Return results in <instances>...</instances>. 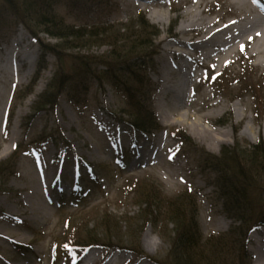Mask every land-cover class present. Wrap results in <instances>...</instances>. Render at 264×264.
I'll use <instances>...</instances> for the list:
<instances>
[{"label": "rangeland", "instance_id": "374dc122", "mask_svg": "<svg viewBox=\"0 0 264 264\" xmlns=\"http://www.w3.org/2000/svg\"><path fill=\"white\" fill-rule=\"evenodd\" d=\"M5 2L0 0L3 17L0 19L3 34L0 39V151L13 134L17 141L0 164L11 159L16 149L19 160L16 159V175L5 183L0 182L3 212L0 216V264H85L90 251L98 254L94 264H156L120 249L95 248L83 254L80 250L57 252V239L64 238L70 227L79 221L89 223V229H96L101 239L107 233L111 236L104 240L131 247L139 238L146 255L157 260L169 257L174 235L165 238L153 225L146 226L143 208L131 192L136 181L146 179L156 182L167 197L194 194L198 221L205 237L242 227L235 201H232L235 198H228L231 204H225L227 200L222 196L225 178L229 176L212 170L205 159L207 154L219 156L224 149L236 148L238 144L248 148L264 140V106L258 105L254 93L247 88L250 81L258 82L264 102V65L260 56L252 54L250 46H246L235 52L229 61L216 66L190 63L198 76L191 78L181 107V102L179 107L175 105L174 94L167 93L161 82L163 63L167 62L164 54L167 55L172 36L185 21L183 12L193 7L203 11V17L208 20L221 19L220 23L225 24L237 16L231 0H163L157 6H148L144 0H111L108 6L99 4V0H59L55 6L57 14L71 25L108 23L112 24L113 32L121 30V35L123 27L137 32L143 16L159 31L152 39L158 50L154 69L150 68L147 74L152 82L153 109L161 128L150 135L137 133L125 122L130 120L126 113L122 115L126 112L125 95L117 94L108 84L102 89L95 80H66L67 92L60 97L57 108L33 117L39 97L49 87L52 93L55 90L53 80L59 66L52 55L47 56L45 63L40 62L44 54L41 42L51 45L62 42L46 33L45 27L37 29L40 41L35 40ZM200 4V8L193 6ZM154 13L165 14L167 18L161 23L154 22L151 17ZM110 50L107 42L66 49L65 64L68 69L71 67L69 59L73 54L105 57ZM25 52L32 56L30 61L21 62ZM9 53L15 57L13 61ZM9 60L17 62L16 74H12ZM42 64L46 66L40 71ZM31 66V73L25 76ZM219 74L225 92L215 86L214 79ZM172 77L175 82L179 79L175 73ZM146 93L142 99L148 106L151 94L147 89ZM162 111L170 114L169 122L161 120ZM179 113L187 115V123L177 122ZM116 117H122L123 123ZM196 121L217 132L221 143L214 140L205 143L191 135L189 125ZM175 131H182L194 142L193 146L178 139ZM58 133L70 144L71 151L65 150L60 139L55 140L59 138ZM228 181V188L233 191V184ZM259 187L251 191V196L261 205L264 185L259 184ZM106 216L118 222L117 228L109 229V233L104 224L106 220L103 221ZM172 228L173 225H169V231ZM260 229L253 232H261ZM3 231L9 234L10 241L1 238ZM253 232L248 251L251 263L260 264L257 250L264 254L261 249L264 234L254 239ZM148 238L152 242H147ZM21 251L25 252L21 254Z\"/></svg>", "mask_w": 264, "mask_h": 264}, {"label": "trees", "instance_id": "16d2710c", "mask_svg": "<svg viewBox=\"0 0 264 264\" xmlns=\"http://www.w3.org/2000/svg\"><path fill=\"white\" fill-rule=\"evenodd\" d=\"M99 1V4L108 6L107 3H110L111 0ZM5 3L17 17L20 25H23L37 40L40 35L37 29L45 27L46 33L51 37L59 38L62 42V44L56 45L41 42L44 54L43 61L40 62L45 63L47 56L52 55L56 57L59 66L53 80L56 86L55 90L52 93L51 87H49L39 97L33 108V117L42 112L54 111L57 108L60 97L67 92L69 84L66 80H72L71 82L95 80L100 88L105 89L104 86L108 84L117 94L125 95L126 112L123 111L122 115L126 113L129 116L130 120L125 122H128L127 124L137 133L150 135L161 128L153 109L152 82L147 74L150 68L154 69V57L158 54V50L156 45L152 44V39L159 35V31L143 16L140 18V24L137 25L139 27L137 32H131L123 27L124 33L120 35L121 30L118 33L113 32L112 24L108 23L68 24L66 18L56 12L55 6L59 4V0H6ZM0 19H3L1 15ZM2 35L0 32V39ZM101 42H107L111 46L108 56L88 57L73 54L70 56L71 67L68 69L65 64L67 54L64 51L66 49H82L101 44ZM45 66L43 67L42 64L40 71ZM68 73L69 75H67ZM217 82L220 90L225 92L222 80L218 79ZM248 85L250 87H246L254 93L253 96L257 99L258 105L264 106V102L260 98L262 86L253 81H250ZM146 89L148 94H151L149 96L151 104L148 106L142 99L143 94L147 95ZM116 120L123 123L122 117H116ZM58 134L59 138L55 137L57 136L55 134V140L60 139L65 150L71 151L70 144L63 139L60 133ZM174 135L186 142L187 145L193 146L194 142L186 138L182 131H175ZM203 152L206 153L205 150ZM16 159L19 160L18 149L15 150L11 159L0 164L1 183H5L11 176L16 175ZM205 163L212 170L229 176V178H225L222 196L224 200H227L225 204H231L228 198H235L232 201H235V210L238 211V221L242 227L233 228L223 234L214 233L205 237L198 221L199 212L194 194L185 193L167 197L156 182L146 179L136 181L131 192L135 194L134 198L143 208L146 226L147 224L153 225L165 238L174 235L173 249L169 257L157 260L146 255L139 238H136L133 242L134 246L131 247L119 243L114 244L111 240H104L111 236L107 233L106 237L101 239L96 229H93L94 231L89 229V223H85V221H76L77 223L70 227L64 238L57 239L55 244L57 252L80 250L84 253L91 248L99 247L107 250H128L156 264H252L248 251L251 242L250 234L253 230L264 226V199L260 205L251 196V191L260 188L259 184L261 187L264 185V140H260L248 148H242L238 144L236 148L224 149L219 156L207 154ZM228 180L233 184V191L228 188ZM261 191L264 194V187L261 188ZM2 214L0 209V216ZM104 219L106 223H102L106 224L108 233L109 229L112 231L117 228L115 225L118 222L107 216L103 218V221ZM169 225H173L170 231ZM24 252L21 251V254Z\"/></svg>", "mask_w": 264, "mask_h": 264}, {"label": "bare ground", "instance_id": "6f19581e", "mask_svg": "<svg viewBox=\"0 0 264 264\" xmlns=\"http://www.w3.org/2000/svg\"><path fill=\"white\" fill-rule=\"evenodd\" d=\"M144 1L148 6H157L163 3V0ZM231 2L237 16L235 17L234 15L236 19L231 17L232 19L228 20L225 24L220 23L221 19L219 17L217 18L219 19L218 21L208 20L206 17H203V11L199 12L193 7L183 12L182 15L185 17V21L181 23L178 32L172 36L173 41L169 44L170 49H167L169 50L167 53L169 57L166 55V52L164 54L167 62L163 63L164 73L161 77L164 90L167 93L174 94L176 106L181 101L183 102V99L188 95L191 78L198 76L196 69L192 68L191 64L196 66L204 64L216 66L229 61L239 49L250 46L252 54L260 56V61L264 65V0H231ZM193 6L200 8L201 4ZM151 17L154 22L159 23L164 22L165 17L167 18L165 14L161 13H154ZM197 55H201V57H196ZM31 56L25 52L21 62L30 61ZM8 57L12 61L15 59L12 53H9ZM12 61H10L12 63L11 72L12 74H16L18 71L17 62ZM31 68L32 66L29 67L25 76L31 73ZM173 73L179 76L176 82L173 81ZM182 102L179 105L180 107L182 106ZM20 114L21 110L18 111V116ZM179 115L177 122L181 124L187 123V115L183 113H179ZM160 117L162 121L169 122L170 114L162 111ZM189 126L191 135L200 141L208 143L214 140L218 144L221 143V140L217 138L218 133L210 131L200 121L193 122ZM248 129L251 133H254L251 128ZM162 136H165V134H162ZM16 137L13 134L10 141L0 151V160L12 152L17 141ZM151 153L152 150L148 155L150 156ZM260 230L261 232H253L252 237L254 239H259L264 234V226ZM1 238L10 241L9 234L4 231ZM147 242H152V240L148 238ZM261 249L263 250L264 247H261ZM97 258V251H90L85 259V264H94ZM257 259L258 263L264 264V254L259 249L257 250Z\"/></svg>", "mask_w": 264, "mask_h": 264}, {"label": "snow or ice", "instance_id": "6c2138e0", "mask_svg": "<svg viewBox=\"0 0 264 264\" xmlns=\"http://www.w3.org/2000/svg\"><path fill=\"white\" fill-rule=\"evenodd\" d=\"M243 50V49H242Z\"/></svg>", "mask_w": 264, "mask_h": 264}]
</instances>
